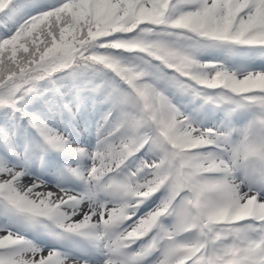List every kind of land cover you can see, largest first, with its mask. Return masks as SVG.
Instances as JSON below:
<instances>
[{"label":"snow or ice","instance_id":"snow-or-ice-1","mask_svg":"<svg viewBox=\"0 0 264 264\" xmlns=\"http://www.w3.org/2000/svg\"><path fill=\"white\" fill-rule=\"evenodd\" d=\"M180 3L185 10L174 14L177 0H59L42 11L34 0H0V26L14 29L0 39V100L19 102L57 71L97 67L116 81L117 110L115 117L109 114L85 174L86 193L0 163V202L103 244L104 264H264V70L201 63L157 38L175 34L264 48V0ZM121 53L140 60L126 63ZM168 83L194 90L221 111L251 109L254 116L234 139L228 123L205 125L180 111L166 94ZM141 152L151 158L120 179ZM103 189L128 202L94 203ZM161 191L160 203L137 216ZM169 217L174 226L165 225ZM0 264L87 262L55 250L45 254L3 231Z\"/></svg>","mask_w":264,"mask_h":264},{"label":"trees","instance_id":"trees-1","mask_svg":"<svg viewBox=\"0 0 264 264\" xmlns=\"http://www.w3.org/2000/svg\"><path fill=\"white\" fill-rule=\"evenodd\" d=\"M37 5L36 11L47 8L53 2L58 3L59 0H34ZM185 5L177 1L174 5V14L185 10ZM33 11L32 13H36ZM31 13V14H32ZM7 28L0 26V39H4L12 34ZM157 38L163 43L186 52L197 61L204 63L209 61H219L227 65L229 68L243 72L244 68L256 63L264 64V48H252L247 46H232L223 43L203 41L192 37H181L175 34H157ZM198 49L200 51H198ZM242 53V59L237 61V53ZM120 58L126 63H138L140 58L130 53H121ZM259 68H263L258 66ZM152 71H160L152 69ZM79 82L85 99L95 104L97 108H101L106 113L114 106L113 99L116 88V81L112 73L108 70L97 67H76L62 71H57L48 75L45 79L38 81L34 87L25 92L19 102L11 101L18 105L20 111H25L27 116L37 113L41 108V101L48 104L58 103V95L63 97L68 91L74 95L73 81ZM188 90L183 89L175 84L168 83L166 94L172 102L180 109V104L188 98ZM58 92V93H57ZM206 99L203 95H197L194 91L192 107L194 111L200 113L206 105ZM11 102L0 100V133L8 132L7 115L12 117L13 111L10 109ZM115 108V115H116ZM15 115V114H14ZM15 116H18L17 114ZM200 118L201 115H200ZM19 122L25 126L26 120L20 119ZM7 127V128H6ZM0 156V163L3 164Z\"/></svg>","mask_w":264,"mask_h":264},{"label":"rangeland","instance_id":"rangeland-1","mask_svg":"<svg viewBox=\"0 0 264 264\" xmlns=\"http://www.w3.org/2000/svg\"><path fill=\"white\" fill-rule=\"evenodd\" d=\"M251 70H257V66L250 67ZM264 70V69H263ZM182 112L186 113L190 110V103L186 102L181 105ZM220 109H218L214 104L208 105V111L206 113L208 119L206 121L198 120L196 113L190 114L193 117H196L195 122L202 123L205 125H215L218 123H228L232 127V117L229 115L224 116L222 119L220 117ZM103 114L101 112H96L91 109V106H86L82 110H78L77 118L72 125H57L55 124V116H52L49 119V123L52 125L51 130L54 132H59L60 130H63L61 135L59 136L58 143L59 145L63 144L69 149L70 152V159L74 160V170L80 171V175L85 177V174L87 173V170L90 168L92 164V156L95 154L97 150L100 148L102 137V132L104 131L103 123L100 118L103 117ZM236 118L238 120V125L240 128V135L244 128L248 125L249 121L247 118V115L242 114L240 112H236ZM64 126H66L65 129ZM234 138H236L234 136ZM240 138V137H239ZM238 138V139H239ZM9 147L11 148H17L19 149L21 147V143L19 138L16 136L11 137V141L8 143ZM34 156L31 160H27V168L23 167V165H13V167L22 168L27 176H30L32 178H35L47 185L50 186H59L60 183L58 181L60 171L59 170H51V172H48L46 168H44L41 160V157L39 155H36V150L33 151ZM151 154H146V159H150ZM69 161V160H68ZM17 162H20L19 159H16L14 161V164H17ZM55 164V163H51ZM64 177V176H63ZM24 184H30V179H25L23 182ZM61 188L72 191L71 185L68 182H64L61 186ZM42 191H55V188H43ZM104 191L106 189H103ZM88 190H81L79 193L84 194ZM246 191V189H245ZM166 194L160 193L159 196H157V199H155V206L160 203L161 199L164 198ZM120 197H115L111 193H107L106 196L102 200H97L94 198V203L98 205L108 204L109 206H122L125 202L120 200ZM87 206V205H85ZM152 208V206L149 208V210ZM134 209H129V211H133ZM147 209V211H149ZM143 215V214H141ZM78 218V217H77ZM131 223V221H129ZM7 231L6 228L0 227V232ZM194 238V237H193ZM41 249V248H40ZM44 252L46 250H43ZM106 252V250H105ZM106 254L102 257V262L99 264H104V260L106 258ZM99 257L95 256L92 258L94 263L98 261ZM92 259L90 261H87V259L82 260L81 262L86 261L87 264H92Z\"/></svg>","mask_w":264,"mask_h":264}]
</instances>
